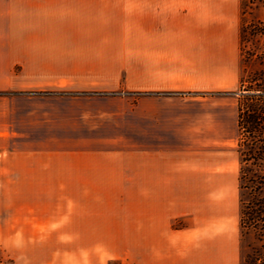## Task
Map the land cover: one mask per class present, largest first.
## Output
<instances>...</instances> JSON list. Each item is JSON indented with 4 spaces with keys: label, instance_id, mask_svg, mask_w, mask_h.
Here are the masks:
<instances>
[{
    "label": "crops",
    "instance_id": "obj_1",
    "mask_svg": "<svg viewBox=\"0 0 264 264\" xmlns=\"http://www.w3.org/2000/svg\"><path fill=\"white\" fill-rule=\"evenodd\" d=\"M242 20V0H0V62L48 66L20 75L59 94L5 161L22 236L88 264H238Z\"/></svg>",
    "mask_w": 264,
    "mask_h": 264
},
{
    "label": "rangeland",
    "instance_id": "obj_2",
    "mask_svg": "<svg viewBox=\"0 0 264 264\" xmlns=\"http://www.w3.org/2000/svg\"><path fill=\"white\" fill-rule=\"evenodd\" d=\"M242 28L253 24L257 32L252 35L241 29L242 73L240 85L236 91L237 100L246 89L258 88L264 85V5L248 1L242 2ZM0 183L10 180L9 164L5 161L12 154V166L18 169L21 165L20 153L30 150L25 143V136L41 129L43 118H49L55 107L57 87L47 84L45 79L27 78L20 73H51L48 66L41 63H29L24 69L20 63L0 62ZM46 82V83H45ZM63 92L64 90H58ZM39 126H38V125ZM240 138V136H239ZM240 139H238L239 141ZM55 146H38V149L52 151ZM53 148V149H52ZM59 150H65L60 147ZM8 165V168L7 166ZM5 171V172H4ZM7 171V172H6ZM19 191L0 189V264H88L86 255L77 256L79 249L73 239H56L25 237L20 231L18 215L13 213L17 206ZM241 192L238 190V202ZM240 203H238V208ZM82 244L81 248H87ZM239 260L238 264H250L248 256L260 252V242L255 234L238 228ZM84 246V247H83ZM85 253V252H84ZM107 264H131L128 255L120 259H113Z\"/></svg>",
    "mask_w": 264,
    "mask_h": 264
},
{
    "label": "trees",
    "instance_id": "obj_3",
    "mask_svg": "<svg viewBox=\"0 0 264 264\" xmlns=\"http://www.w3.org/2000/svg\"><path fill=\"white\" fill-rule=\"evenodd\" d=\"M244 1L264 5V0ZM246 30L252 35L257 32L253 24L242 28V32ZM237 107L240 132L239 226L243 231H252L260 242V252L248 256L246 261L250 264H264V85L241 93Z\"/></svg>",
    "mask_w": 264,
    "mask_h": 264
}]
</instances>
